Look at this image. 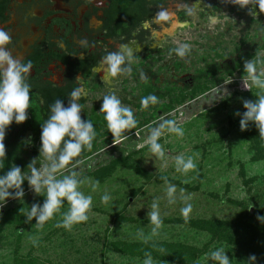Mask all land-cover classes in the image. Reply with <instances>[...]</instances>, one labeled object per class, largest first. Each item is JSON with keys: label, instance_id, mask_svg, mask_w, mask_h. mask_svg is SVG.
I'll return each mask as SVG.
<instances>
[{"label": "rangeland", "instance_id": "obj_1", "mask_svg": "<svg viewBox=\"0 0 264 264\" xmlns=\"http://www.w3.org/2000/svg\"><path fill=\"white\" fill-rule=\"evenodd\" d=\"M249 19V14L235 16L234 30L223 35L216 50L210 48L212 41L209 45L208 41H192L200 38L195 36V29L185 33V41H172L178 48L188 40L197 44L199 53L192 60L191 73L231 61L240 64L234 75L223 73L214 81L203 82L197 91L193 88L176 92L178 104L169 112L160 113L149 126L137 124L132 127L138 129L134 134L99 142L98 152L57 173L58 178L69 171L79 174L78 179L83 181L80 191L92 197L87 221L74 224L71 229L57 227L69 207L65 201L52 219L36 227L35 219L27 221L26 215L32 204L43 203L44 194H35L27 181L23 184V199L0 201V220L8 211L13 215L14 210L19 212L11 217L13 221L3 222L0 264H17L19 259H34L39 264H143L146 258L134 249L129 251L132 245H167L173 253L197 251L194 264H215L210 253L223 247L231 264H247V252L212 240L210 233L192 223L233 221L243 206L251 212L264 213V160H252L249 127L242 131L240 117L236 115L245 111L244 100L254 101L264 95V89L251 82L246 90L238 86L246 60L264 61V28L249 23ZM257 67L264 70V63ZM172 74L171 69L161 76V87L171 81ZM174 75L177 78L179 73ZM193 93L195 99H191ZM168 121L180 127L183 135L169 132ZM161 124H165L158 140L162 157L151 152L146 143L152 129ZM177 156L191 157L196 167L187 173L177 172ZM5 172L0 168V175ZM170 184L176 186L173 203H169L167 196ZM105 194L110 196L107 203L101 200ZM153 201L159 205L162 220L155 234L147 216ZM187 204H191L192 210L185 217L181 209ZM153 264L185 263L153 259ZM257 264L261 263L257 260Z\"/></svg>", "mask_w": 264, "mask_h": 264}, {"label": "flooded vegetation", "instance_id": "obj_2", "mask_svg": "<svg viewBox=\"0 0 264 264\" xmlns=\"http://www.w3.org/2000/svg\"><path fill=\"white\" fill-rule=\"evenodd\" d=\"M252 8H240L231 0H0V29L11 37L8 50L16 59L31 64L25 74L30 86L28 119L21 125L12 123L6 132L5 147L22 157L25 166L38 159L41 127L51 106L56 100L67 106L77 87L83 89L77 101L83 120L104 119L105 114L100 112L103 98L115 95L137 116L136 125L149 126L163 112L155 114L154 103L142 104L148 88L165 92L174 84L179 89L189 84L184 91H191L198 72L235 63L227 61L214 69L191 73L192 60L199 53L197 44L188 40V50L180 57L172 41H185V33L195 29V36L200 38L192 41H208V45L212 41L210 48L216 50L223 35L234 30L235 16L249 14V23L264 28V13L256 9V15H251ZM161 13L165 15L161 17ZM122 45L132 50L131 60L122 66L130 71L109 77L103 57L119 51ZM171 69L179 75L176 78L172 74L162 89L161 76ZM223 73L218 71L215 78ZM149 96L157 98V105L160 100L169 103L168 99L158 100L156 92ZM93 125L98 143L113 140L105 119L102 128L97 127L98 123ZM129 129L122 135L138 130ZM42 161L43 156L36 162L37 167Z\"/></svg>", "mask_w": 264, "mask_h": 264}, {"label": "clouds", "instance_id": "obj_3", "mask_svg": "<svg viewBox=\"0 0 264 264\" xmlns=\"http://www.w3.org/2000/svg\"><path fill=\"white\" fill-rule=\"evenodd\" d=\"M231 3L240 8L252 5L253 8L249 9L251 15H256V9L264 13V0H231ZM164 15V13L160 14L161 17ZM10 40V35L0 29V158L6 154L4 140L7 130L13 122L17 125L25 123L30 107V86L26 83L25 74L31 69V64L23 63L12 55L7 47ZM187 50L188 46L183 45L176 49V54L183 57ZM131 58L132 50L127 45H122L117 52L108 53L102 60V63L107 66L106 75L115 78L125 71H130V69L122 66L125 65L126 60L130 61ZM258 63H264V61L251 59L244 62L242 81L246 89L249 87V82L260 89H264V70L258 69ZM222 91L226 96L229 95L227 89ZM82 92L83 89L77 87L71 92L67 106L62 100H56L51 106V115L41 127L39 158H34L29 163L27 171L22 172L19 166L13 165L7 172L0 175V201L23 199L25 181L35 194L38 196H41V193L44 194L43 203L32 204L26 215L27 221L35 219L36 227H42L52 219L65 201L69 207L63 213V219L57 224V227L71 229L74 224L88 220L87 213L92 206V197L80 191V184L83 181L78 179L79 174L76 171H69L68 174L61 175L59 178L57 176V173L65 169L73 158L80 155L82 149L92 147V141L95 137L94 125L89 120L81 118V105L77 101ZM156 100L155 96H149L141 102L142 104H147L149 101L155 103ZM243 107L245 109L243 113H236L240 117L241 130H247L250 124H254L259 132V137L264 139V95H259L254 101L244 100ZM100 112L105 114L104 119L107 121V127L114 138L120 137L124 130L136 125L133 111L122 106L121 101L115 95H108L103 98ZM166 123L169 132L176 133L178 136L183 135V130L175 126L173 122L168 121ZM164 127L165 124H161L152 129L146 140L150 146V151L161 157L164 153L158 140ZM41 156L44 157V161L37 167L36 162L40 160ZM175 165L176 171L183 173H187L196 167L191 157L185 159L183 156L175 158ZM94 189L95 185H93ZM175 193L176 186L170 184L167 188L169 203L174 202ZM109 199L108 194L101 197L104 203H107ZM151 209L152 211L147 216L154 226L152 232L155 234L162 224L157 201L152 202ZM191 210V204H187L181 209V214L187 217ZM257 219L264 223V216L258 215ZM145 256L146 259L143 264H153L151 254L145 253ZM210 259L215 264H231V260L223 247L211 251ZM246 261L247 264H257V257L254 254L250 255Z\"/></svg>", "mask_w": 264, "mask_h": 264}, {"label": "trees", "instance_id": "obj_4", "mask_svg": "<svg viewBox=\"0 0 264 264\" xmlns=\"http://www.w3.org/2000/svg\"><path fill=\"white\" fill-rule=\"evenodd\" d=\"M240 64L233 63V64H226L223 68L218 67L214 70H202L198 72V75L195 76V82L197 83L194 87V90L197 91L201 88L203 85L204 80H208L209 78H212V81H214L215 76L217 75V72L220 70H223L225 74L232 76L236 71L239 69ZM183 81H181L182 83ZM186 85V86H185ZM185 88L179 89L176 87V84H174V88H167V91H162L161 89H158L155 91V89L152 87L148 88L146 91V97H149V94L157 93L158 94V100L160 99H168L169 103H162L157 105L156 102L154 103L155 107L157 108L155 110V114L158 113V111H161L163 113L169 112L173 109L175 105L178 104L179 100L176 97V94L173 95V93L176 92H183L184 89H188L189 84H185ZM195 93L192 94L191 99H195L194 96ZM52 101V100H51ZM148 103H152L149 101ZM152 108L151 105H149V109ZM51 111H49V114L47 115V119L50 117ZM134 115V114H133ZM135 120L137 119V116L134 115ZM156 118V117H155ZM92 124H99L97 126L99 129L102 128V125L104 123L103 117L99 120L97 118H94L90 120ZM147 122V121H146ZM146 122L144 124H146ZM127 131H131L130 129H127ZM248 136L250 138V141L252 143V150L254 151V155L252 157V160L255 162L263 161L264 160V139H261L259 137V132L254 124H250L248 128ZM122 136V133L120 134ZM110 138L113 139V141L116 140L114 138L113 134L111 133ZM20 142H18V145ZM6 154L3 158H0V168L2 170H8L13 165L19 166L23 171H27V166L24 165V160L22 157H17V155L12 153L11 149L7 146L5 147ZM99 151V145H98V137L96 139H93L92 141V147L90 149H82L80 155L78 157L73 158L72 161H70L69 165L65 167L66 170L69 167L81 163L89 156L93 155L94 153ZM31 158V157H30ZM27 164V163H26ZM37 166V165H36ZM63 172V171H62ZM105 172L100 171L99 173ZM1 174V173H0ZM15 214L13 215L11 212H7L4 214L3 218L0 220V234L2 232V226L3 222L6 221H13L10 220L12 216L18 215L19 212L17 210H14ZM264 216V213L262 210H258L255 212H251L246 206H243L242 211L240 212L239 216L233 220V221H211V220H203V221H196L193 224V226L199 227L201 230H205L208 233L211 234L212 240L226 243L229 246L237 247L239 250H244L249 255H255L257 257V260L264 264V223H261L257 216ZM170 246L167 245H147V246H139V245H132L129 248V251L132 249L135 250V253L139 254L143 258H146L145 253H150L153 259H157L159 261L163 260H169L176 263H185V264H194L195 259L197 257V251H191L190 254H188L187 250L181 251L180 253H173L170 251ZM163 249V251H161ZM119 250H123L125 252L126 249L124 247H120ZM139 251V252H137ZM132 253H134L132 251ZM17 264H39L38 261L34 259H19L17 261Z\"/></svg>", "mask_w": 264, "mask_h": 264}, {"label": "built area", "instance_id": "obj_5", "mask_svg": "<svg viewBox=\"0 0 264 264\" xmlns=\"http://www.w3.org/2000/svg\"><path fill=\"white\" fill-rule=\"evenodd\" d=\"M238 86L240 87V89L246 90V88L244 87L243 81H241Z\"/></svg>", "mask_w": 264, "mask_h": 264}]
</instances>
